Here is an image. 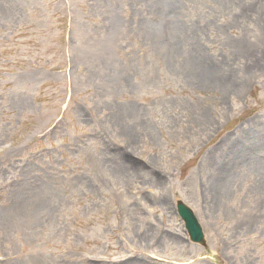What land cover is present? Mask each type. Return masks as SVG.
Masks as SVG:
<instances>
[{"label":"rangeland","instance_id":"374dc122","mask_svg":"<svg viewBox=\"0 0 264 264\" xmlns=\"http://www.w3.org/2000/svg\"><path fill=\"white\" fill-rule=\"evenodd\" d=\"M0 264H264V0H0Z\"/></svg>","mask_w":264,"mask_h":264},{"label":"water","instance_id":"95a60500","mask_svg":"<svg viewBox=\"0 0 264 264\" xmlns=\"http://www.w3.org/2000/svg\"><path fill=\"white\" fill-rule=\"evenodd\" d=\"M177 214L184 222L185 229L192 243L205 247L204 236L192 211L182 202L176 204Z\"/></svg>","mask_w":264,"mask_h":264},{"label":"bare ground","instance_id":"6f19581e","mask_svg":"<svg viewBox=\"0 0 264 264\" xmlns=\"http://www.w3.org/2000/svg\"><path fill=\"white\" fill-rule=\"evenodd\" d=\"M175 10H176L175 8H171L170 10H168L167 12H165V15L167 14L168 16H172V15L175 16L176 15ZM162 14H164V13L162 12ZM173 28L178 30V28H175V27H173ZM195 68L196 69H199V67H195ZM200 75L202 76V74H200ZM204 77H202L201 80ZM239 143L240 142H237L236 145H234V147H232V149H231V155L232 156H235L236 154H238L239 152H241V150H243L245 148V146H240V148H239ZM227 178L229 179V176Z\"/></svg>","mask_w":264,"mask_h":264}]
</instances>
